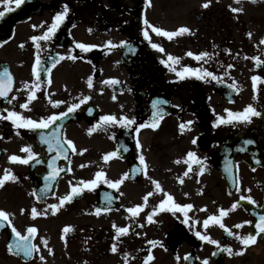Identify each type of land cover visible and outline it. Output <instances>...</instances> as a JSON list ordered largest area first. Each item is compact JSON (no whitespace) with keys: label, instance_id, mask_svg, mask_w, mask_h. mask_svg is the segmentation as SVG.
<instances>
[{"label":"flooded vegetation","instance_id":"flooded-vegetation-1","mask_svg":"<svg viewBox=\"0 0 264 264\" xmlns=\"http://www.w3.org/2000/svg\"><path fill=\"white\" fill-rule=\"evenodd\" d=\"M263 107L264 0H0V264H262Z\"/></svg>","mask_w":264,"mask_h":264},{"label":"rangeland","instance_id":"rangeland-1","mask_svg":"<svg viewBox=\"0 0 264 264\" xmlns=\"http://www.w3.org/2000/svg\"><path fill=\"white\" fill-rule=\"evenodd\" d=\"M234 7H235V10H237V9L240 10L241 8H243L245 10L247 16H248V12L251 11V8H252L250 5H247V7H246L245 3L235 4ZM257 11L258 10H255V12H257ZM235 218H236L235 219L236 224L241 225V217L237 213L235 215ZM254 252H258V250H255ZM255 256H254V258H252L248 262V264H260L261 263V259L259 258V255H255ZM262 264H264V260L262 261Z\"/></svg>","mask_w":264,"mask_h":264}]
</instances>
